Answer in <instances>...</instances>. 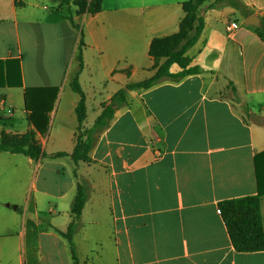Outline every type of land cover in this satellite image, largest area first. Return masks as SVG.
<instances>
[{
  "label": "crops",
  "instance_id": "obj_1",
  "mask_svg": "<svg viewBox=\"0 0 264 264\" xmlns=\"http://www.w3.org/2000/svg\"><path fill=\"white\" fill-rule=\"evenodd\" d=\"M67 1L0 0V121L8 123L14 107L23 109L25 121L4 126L0 135L38 128L35 140L52 147L47 157L74 148L80 99L71 88L74 78L85 100L82 129H89L117 91L139 82L138 75H153L150 43L178 32L189 0H103L95 14H77L75 0ZM236 14L243 25L228 36L226 25ZM199 15L204 28L187 52L199 73L128 92L90 161L78 165V180L89 190L101 188L115 264H264V251L234 250L217 209L222 201L256 194L254 157L264 151V41L244 23L255 15L261 24L264 0H207ZM33 114L36 128L28 121ZM30 162H39L58 185L64 180L58 200L75 195L66 160ZM47 192L41 191L54 197ZM31 209L35 214V201ZM260 212L264 232V195ZM55 230L50 225L39 233L37 252L27 239L28 258L21 234L19 264H43L42 235L66 256ZM65 259L61 264H71Z\"/></svg>",
  "mask_w": 264,
  "mask_h": 264
},
{
  "label": "trees",
  "instance_id": "obj_2",
  "mask_svg": "<svg viewBox=\"0 0 264 264\" xmlns=\"http://www.w3.org/2000/svg\"><path fill=\"white\" fill-rule=\"evenodd\" d=\"M60 4L67 5V0H53ZM103 0H75L77 14H83L87 11L89 14H95L101 10ZM207 0H189L182 4L183 18L179 24V30L176 34L153 39L150 43L148 56L153 64L150 70L153 75L145 80L127 84L117 91L111 98L109 104L103 105L102 111L94 124L89 129H82L85 120V100L84 96L74 78L71 84L72 90L79 95L80 99L75 108L76 120L78 123L75 136L74 148L71 153H56L47 157L42 153L39 143L35 140V132L38 131L37 114L28 118L30 124L36 129L28 130L22 136L0 135V153H10L12 155H23L32 161L48 158L49 160H66L70 164L71 175L76 181V193L72 200L69 216L70 222L66 232L55 230V233L68 246L71 264H80L78 261L75 246L72 243V237L79 226L81 213L88 198L89 185L86 181L78 180L77 168L80 163L90 161L89 154L92 151L98 135L109 126L115 112L126 105V97L130 91L149 90L156 86L164 78L172 82H179L186 77L197 75L199 69L191 66V60L187 52L198 41L203 28L204 19L199 15L200 7ZM257 36L264 41V19L261 20L259 28L254 29ZM78 43V49L81 48ZM77 60L79 68H82V59L78 54ZM3 65V64H0ZM176 67L177 73H171V68ZM7 86L10 87L9 83ZM234 93V89L231 88ZM245 115L250 116L247 109H244ZM46 117H44V120ZM46 125V120L45 124ZM255 185L256 194L239 199L226 200L218 204V213L225 225L230 242L237 253H256L264 251V232L262 226V217L260 212V198L264 195V151L254 157Z\"/></svg>",
  "mask_w": 264,
  "mask_h": 264
},
{
  "label": "rangeland",
  "instance_id": "obj_3",
  "mask_svg": "<svg viewBox=\"0 0 264 264\" xmlns=\"http://www.w3.org/2000/svg\"><path fill=\"white\" fill-rule=\"evenodd\" d=\"M222 20L224 21V18ZM235 20L233 23L236 27L243 25L241 15L236 14ZM247 28L252 31V27ZM136 78L138 81L144 79L142 75ZM14 108L16 109L15 114L8 123L0 121V130H3L4 126L9 128L18 123L25 125L23 109ZM254 113L258 117V113L255 111ZM263 115L264 110L259 116ZM40 147L43 154L45 150L52 148L46 144ZM63 189L64 180L60 179L58 185L56 178L39 169V162H30L23 155L0 153V264H19L18 258L23 255V246L20 245L19 238L23 233L27 256L28 238L33 251L37 252L38 235L49 231L50 225L58 231L66 232L69 222L65 219L69 220L74 192L67 199L58 200L55 195ZM44 190L53 194L54 197L41 193ZM92 195V202L87 204ZM88 199L79 226L72 237L75 249L81 253V255L77 253V257L84 256L86 264H115L112 230L111 226L107 225L109 215L103 206L101 188L99 191L89 190ZM34 201L37 206L35 214L31 209ZM43 236L41 243L39 242L43 264H61L63 260H66L65 258L70 263L66 241L62 240L66 248L65 256L63 247L56 246L53 241L52 244L49 243V240Z\"/></svg>",
  "mask_w": 264,
  "mask_h": 264
},
{
  "label": "water",
  "instance_id": "obj_4",
  "mask_svg": "<svg viewBox=\"0 0 264 264\" xmlns=\"http://www.w3.org/2000/svg\"><path fill=\"white\" fill-rule=\"evenodd\" d=\"M244 25L246 27L259 28L260 27V19L257 16L253 15L244 23Z\"/></svg>",
  "mask_w": 264,
  "mask_h": 264
},
{
  "label": "built area",
  "instance_id": "obj_5",
  "mask_svg": "<svg viewBox=\"0 0 264 264\" xmlns=\"http://www.w3.org/2000/svg\"><path fill=\"white\" fill-rule=\"evenodd\" d=\"M236 28L237 27L235 26V24L233 23V21L228 22L227 25H226V34L228 36L232 35Z\"/></svg>",
  "mask_w": 264,
  "mask_h": 264
}]
</instances>
